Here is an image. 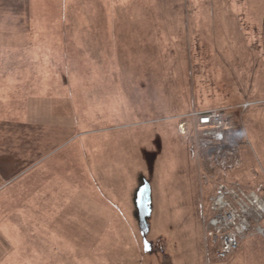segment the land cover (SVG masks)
<instances>
[{
    "label": "rangeland",
    "instance_id": "374dc122",
    "mask_svg": "<svg viewBox=\"0 0 264 264\" xmlns=\"http://www.w3.org/2000/svg\"><path fill=\"white\" fill-rule=\"evenodd\" d=\"M20 2L0 0V138L39 132L55 149V258L221 263L207 236L218 183H264V0ZM213 109L225 143L198 123ZM247 240L244 264H264V232L230 257Z\"/></svg>",
    "mask_w": 264,
    "mask_h": 264
},
{
    "label": "crops",
    "instance_id": "0c3cea01",
    "mask_svg": "<svg viewBox=\"0 0 264 264\" xmlns=\"http://www.w3.org/2000/svg\"><path fill=\"white\" fill-rule=\"evenodd\" d=\"M0 133L2 134V130ZM1 138L0 264H66V262L60 263L54 256L56 249L54 220L57 216L56 202L58 201L55 180L59 176L56 172V157L53 156L55 149L51 152L49 147L40 149L38 145L39 132L21 134V137H18L22 142L21 145H18L16 136L15 142L17 144L12 146L4 140L7 138V134ZM29 138L31 139L28 140ZM24 141L27 146H24ZM27 152L30 156L27 155ZM60 200L63 198L60 197ZM97 202H100L99 205L101 206L104 204L102 201ZM114 215L116 216V213ZM26 217L32 218V223L35 224L31 226L34 235L28 237L29 240H25L27 233L25 228L27 225L25 224ZM71 217L69 216V219ZM96 217L108 219L110 215L103 211L96 214ZM39 218L44 220L43 223L40 222L41 219L38 220ZM97 224L96 233H104L110 229L107 225L101 226L99 222ZM252 244L253 242L250 240L245 241L232 257L221 261L219 264H244L247 257L243 251ZM257 245L259 244L256 242ZM149 246V250L152 251L151 244ZM260 246L264 250V243H261ZM43 250L47 251L46 259H41L39 256V252ZM18 253L26 254V257H17ZM261 257H264V254ZM149 264H152L151 260ZM193 264H206V257L201 256ZM213 264L218 263L214 261Z\"/></svg>",
    "mask_w": 264,
    "mask_h": 264
},
{
    "label": "built area",
    "instance_id": "2783aa9c",
    "mask_svg": "<svg viewBox=\"0 0 264 264\" xmlns=\"http://www.w3.org/2000/svg\"><path fill=\"white\" fill-rule=\"evenodd\" d=\"M250 105L247 102L244 107ZM198 123L210 144L213 140L225 143V135L232 126L222 109L200 113ZM209 213L207 236L215 249L216 260L221 262L240 247L247 234L264 232V183L251 190L241 183H218Z\"/></svg>",
    "mask_w": 264,
    "mask_h": 264
},
{
    "label": "water",
    "instance_id": "95a60500",
    "mask_svg": "<svg viewBox=\"0 0 264 264\" xmlns=\"http://www.w3.org/2000/svg\"><path fill=\"white\" fill-rule=\"evenodd\" d=\"M150 201V187L149 185H146L144 190L141 194V204L144 207L142 210V217L144 218L146 213L149 212V208H147V203Z\"/></svg>",
    "mask_w": 264,
    "mask_h": 264
},
{
    "label": "trees",
    "instance_id": "16d2710c",
    "mask_svg": "<svg viewBox=\"0 0 264 264\" xmlns=\"http://www.w3.org/2000/svg\"><path fill=\"white\" fill-rule=\"evenodd\" d=\"M17 1H24V2H20V3H23L24 5H20L22 7H20L19 9L22 10V8H24L25 11H28V8H29L28 5H27L28 0L27 1H25V0H17Z\"/></svg>",
    "mask_w": 264,
    "mask_h": 264
}]
</instances>
